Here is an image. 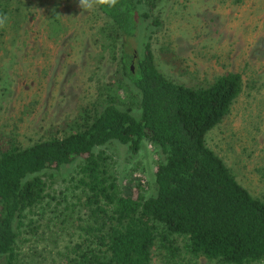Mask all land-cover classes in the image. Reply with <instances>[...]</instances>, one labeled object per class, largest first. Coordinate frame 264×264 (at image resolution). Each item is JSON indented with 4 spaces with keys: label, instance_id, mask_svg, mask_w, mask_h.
Returning a JSON list of instances; mask_svg holds the SVG:
<instances>
[{
    "label": "trees",
    "instance_id": "1",
    "mask_svg": "<svg viewBox=\"0 0 264 264\" xmlns=\"http://www.w3.org/2000/svg\"><path fill=\"white\" fill-rule=\"evenodd\" d=\"M21 1L0 0V13L9 17L0 28V52L27 20ZM158 2L118 0L112 8L95 7L106 21L93 40L117 68L98 85L99 105L82 109L71 131L25 145L0 136V264H19L20 226L34 220L30 214L49 195L47 173L71 163L74 175L68 179L77 193L64 209L83 210L67 213L64 223L77 230L78 239L61 252L59 264H151L155 254L163 264L198 256L213 264L264 260V198L252 195L205 142L240 91V74L226 71L201 84L162 73L151 47L161 24ZM44 24L48 38L63 33L56 2ZM143 140L162 156L153 170L154 191L146 195L138 178L118 182L101 147L115 141L134 155Z\"/></svg>",
    "mask_w": 264,
    "mask_h": 264
},
{
    "label": "rangeland",
    "instance_id": "2",
    "mask_svg": "<svg viewBox=\"0 0 264 264\" xmlns=\"http://www.w3.org/2000/svg\"><path fill=\"white\" fill-rule=\"evenodd\" d=\"M22 1L27 20L18 24L21 34L0 52V136L25 145L71 131L82 109L99 105L98 85L117 61L93 40L106 21L96 8L83 10L78 0ZM54 2L64 31L48 38L44 18ZM156 11L161 24L151 47L157 68L168 78L206 84L226 71L240 74V91L205 142L252 195L264 198V0H159ZM129 42L137 44L133 38ZM101 147L119 183L130 175L144 185L145 195L154 191L153 170L162 159L154 145L143 140L134 155L115 141ZM73 165L47 173L49 195L35 209L39 214H30L34 220L20 226L19 264H59L61 252L78 239L77 230L64 223L67 213L83 210L64 209L76 199L68 179ZM155 255L151 264H163V256ZM176 261L213 264L204 256Z\"/></svg>",
    "mask_w": 264,
    "mask_h": 264
},
{
    "label": "clouds",
    "instance_id": "3",
    "mask_svg": "<svg viewBox=\"0 0 264 264\" xmlns=\"http://www.w3.org/2000/svg\"><path fill=\"white\" fill-rule=\"evenodd\" d=\"M118 0H78V6L86 11H90L98 6L115 7ZM9 17L5 13H0V28H4L8 23Z\"/></svg>",
    "mask_w": 264,
    "mask_h": 264
}]
</instances>
